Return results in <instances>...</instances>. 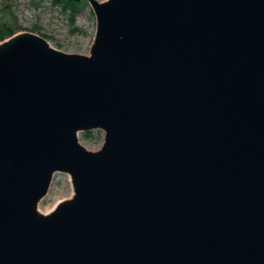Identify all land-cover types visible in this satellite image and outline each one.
I'll use <instances>...</instances> for the list:
<instances>
[{
  "label": "water",
  "instance_id": "1",
  "mask_svg": "<svg viewBox=\"0 0 264 264\" xmlns=\"http://www.w3.org/2000/svg\"><path fill=\"white\" fill-rule=\"evenodd\" d=\"M71 1L88 55L0 43V264H264V0Z\"/></svg>",
  "mask_w": 264,
  "mask_h": 264
},
{
  "label": "rangeland",
  "instance_id": "2",
  "mask_svg": "<svg viewBox=\"0 0 264 264\" xmlns=\"http://www.w3.org/2000/svg\"><path fill=\"white\" fill-rule=\"evenodd\" d=\"M4 23L20 27L18 33H40L51 47L66 54L88 55L95 34V18L87 3L73 24L62 8L53 6L51 0H0V24ZM83 134H78V140L85 149L96 152L101 148L103 132H89L91 138H85ZM72 195L69 176L56 173L37 209L42 214H49L59 202Z\"/></svg>",
  "mask_w": 264,
  "mask_h": 264
},
{
  "label": "trees",
  "instance_id": "3",
  "mask_svg": "<svg viewBox=\"0 0 264 264\" xmlns=\"http://www.w3.org/2000/svg\"><path fill=\"white\" fill-rule=\"evenodd\" d=\"M51 4L53 6L61 7L73 24L80 13V9L85 5L84 2L75 3L71 0H51ZM20 30V27L16 26L15 24H0V43L18 34ZM33 32H36V30ZM37 34L46 39V37L40 35V33L37 32ZM83 136L85 138H91V134L89 133H84Z\"/></svg>",
  "mask_w": 264,
  "mask_h": 264
}]
</instances>
